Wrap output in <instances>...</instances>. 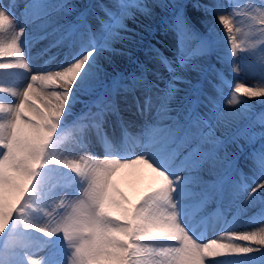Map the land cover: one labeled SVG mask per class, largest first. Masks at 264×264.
<instances>
[{"label":"snow or ice","instance_id":"snow-or-ice-1","mask_svg":"<svg viewBox=\"0 0 264 264\" xmlns=\"http://www.w3.org/2000/svg\"><path fill=\"white\" fill-rule=\"evenodd\" d=\"M189 5L205 16H218L219 24L227 30L233 57L237 48L245 50L237 44L233 20L221 5L210 4L208 0H172L157 4V7L171 9L168 26L176 34L175 61L166 57L161 59L168 79L144 64L138 66L140 75L135 72L128 77L117 74L119 78L131 81L130 85L122 87L131 95L141 114L155 110L154 122L149 126V146L153 150L132 157L109 146L110 152L102 160L83 156L72 158V144L62 151L59 142L69 128L61 132L60 127L75 94L81 89L86 93H100V99L95 102L97 111L91 113L89 110L98 133L107 113L119 115L115 86L118 81H113L109 88L111 73L102 66L99 56L103 49L111 50V41L131 39V35L122 36L120 31L133 33L125 23L133 8L150 16L151 7L129 0H112L111 3L104 0L79 3L26 0L21 13L25 23L19 27L15 15L19 5H13L11 9L0 8V34L13 29L10 39L0 35V58H14L10 61L0 59V70L29 68L23 51L29 23L36 24L41 30L36 39L51 38L50 47L65 41L71 42V48L75 47L67 64L43 74H32L22 91L0 86V94L15 98L14 102H0V234L7 229V234L15 241L11 250L0 253V264H42V259L33 260L29 251L34 247L35 241L30 239L33 232L49 240L60 235L70 250L66 264H206V257L260 251L250 245L233 244L231 240L219 244L215 240L200 243L184 224L185 198L193 194V186L200 182V178L192 173L220 162V148L225 144V141L205 136L201 125L209 120L227 124L239 111L248 108L237 93L264 97V87L247 89L237 84L227 100L230 106L242 105L234 112L218 109L215 101L207 96L203 82L216 69L197 57L209 54L212 43L191 25L186 15ZM236 7L244 9L241 15L246 17L247 32L259 31L258 41L264 44V0H260L259 5L250 0L248 4L239 3ZM70 14L74 17L73 22L61 23ZM257 22L262 26L259 30L255 27ZM235 32L240 33L241 28L236 27ZM188 34L199 40V46L194 50L185 48ZM151 51L158 54L153 46ZM259 52L264 54V47ZM252 55H256L255 50ZM229 62L234 63L233 60ZM256 70L264 84V61ZM177 84L184 87L179 88ZM30 95L34 100H30ZM205 108L208 110L204 111ZM260 124L264 128V117L260 118ZM72 142L78 145L83 140L80 135H75ZM177 144L186 150L179 164L174 163L175 151H170V146ZM251 155L258 165L259 179L264 180V131L260 133V147ZM137 164L146 165L155 173L157 187L136 204L129 205L126 200L113 198L111 178L120 169ZM52 166L68 170L86 185L83 195L68 205L61 201L58 207L65 209L63 214L57 208L48 211L41 206L46 196L45 178L51 173ZM184 172L189 175H182ZM260 189H264V183H257L251 189L248 203L258 198L256 194ZM260 198L264 203V197ZM34 214H42L44 223H35ZM261 222H264V215ZM235 239L264 245V230L236 235ZM214 264H257V259L248 256L246 259L217 260ZM259 264H264V252H260Z\"/></svg>","mask_w":264,"mask_h":264},{"label":"bare ground","instance_id":"bare-ground-1","mask_svg":"<svg viewBox=\"0 0 264 264\" xmlns=\"http://www.w3.org/2000/svg\"><path fill=\"white\" fill-rule=\"evenodd\" d=\"M208 1L221 5L230 15V19L233 20V32L237 38V44L245 50L241 51L240 48H237L236 55L233 57L227 30L219 24L218 17L205 16L191 8L190 5L187 6L186 15L191 25L212 43L211 52L204 56L203 60L214 65L216 71L211 73L208 79L203 82V87L208 97H210V90H216L217 96L211 99L215 101L218 109L229 111L236 107L240 110L242 105L230 106L227 104V100L231 98L237 84L247 89L264 87V84L261 83L260 73L256 70L259 64L264 61V54L259 52L264 44H260L258 41L259 31L247 32V24L244 23L246 17L241 15L244 9L236 7L239 3L248 4L250 0H227L232 5L230 8L238 13L237 17L230 12L227 5L219 0ZM25 2L26 0H0V8L7 6L11 9L13 5H19L15 13L18 27L25 23L21 16L22 6ZM47 2L63 3L65 0H47ZM68 2L79 3L82 0H68ZM104 2L111 3L112 0H104ZM129 2L149 5L151 15L145 16L139 9L133 8L125 21L127 27L133 29V33L120 31V35H131V39L129 41L119 39L111 41L109 45L111 50L103 49L99 56L102 66L111 73L108 81L109 88L111 89L113 86V81H118L115 86L117 87L116 98L119 115L107 113L98 133L95 120L89 114V110L91 113L97 111L95 102L100 99V93H86L84 89L79 90L75 94L76 98L72 101L68 115L60 127L61 132L69 128V132L61 138L59 143L62 151L72 144L74 148L72 158L78 159L83 156L102 160L109 154V146L113 150L121 151L122 154L132 157L153 150L149 146V126L154 122L155 110L141 114L136 109L131 95L126 93L122 87L124 84L130 85L131 81L121 79L117 74L122 73L124 77H128L135 72L140 75L138 66L144 64L153 72L159 71L165 80L168 79L167 69L161 63V59L166 57L168 60L175 61L171 58L174 47L169 49L168 45L171 42L176 44V34L168 26L171 9H164L156 5L161 2L171 3L172 0H129ZM251 2L259 5L260 0H251ZM73 20L74 17L70 14L63 18L61 23H69ZM248 22L251 23V21ZM236 27L241 28L240 33L235 32ZM255 27L259 30L262 26L257 22ZM15 30L18 31V28ZM12 32L13 29H9L0 35L10 39ZM27 33L23 51L29 68L14 71L0 70V86L22 91L32 74H43L45 71L67 64L71 58V53L75 51V47H70V41H65L56 47H50L51 38L36 39L41 34V30L36 24H27ZM253 40L260 46L251 47L247 45ZM192 41L195 42V45L190 50L199 46V40L188 34L184 43L189 44ZM152 46L158 50V54L151 51ZM45 49L48 50L45 51ZM253 50H255L256 55H252ZM126 53L130 55H126ZM0 59L10 61L14 58L6 56ZM229 60H233L234 63H230ZM46 61H48L47 64ZM217 64L221 65L222 68H218ZM234 68L236 71L233 70ZM218 75L223 80L217 78ZM90 85L91 82L88 86ZM161 86L163 87V82ZM177 87L183 88L184 86L177 84ZM137 94L139 95V93ZM237 96L249 105L246 109L256 108L255 114L237 128H233L234 122L237 120L235 116L230 118L227 124L209 120L201 125V130L205 136H208L209 139L225 141V144L220 148V162L214 167L205 166L198 172L192 173V175L200 178V182L193 186V194L185 198L184 224L200 243L207 244L215 240L219 244L231 240L233 244L241 247L250 245L260 249V251L249 254L206 257V264H214L217 260L246 259L248 256L255 257L257 264H259L260 252H264V245L235 239L236 235L251 232L259 233L264 230V222H261L262 215H264V203L260 198L264 197V189H260L259 193L256 194L258 198L254 202H247L251 189L256 187L257 183H264V180L259 179L258 165L251 155L260 147V133L264 131L260 124V118L264 117V103H261L264 101V97H247L239 93ZM14 99L10 94H0V102H14L12 101ZM30 100H34L31 95ZM35 103L39 107H43L38 100H35ZM207 110V108L204 109V111ZM201 115L203 116V112ZM145 118L146 120L142 123ZM205 119L207 120V117ZM75 135H80L83 143L74 144L72 137ZM170 151L176 153L175 164H179L186 155V150L179 144L170 146ZM67 171L52 166L51 173L45 178L44 191L46 196L41 206L46 210L51 211L52 208H57L63 214L65 209L58 207L61 201L68 205L83 195L86 185L78 177L74 178V174ZM182 175L187 176L189 173L184 172ZM253 180L256 182L254 183ZM111 185L113 198L126 200L129 205L136 204L141 197L150 194L157 187L155 173L143 164L120 169L111 178ZM196 192L203 194L198 196L195 194ZM68 210L70 211V208ZM198 213L201 217L189 225L192 216ZM32 219L35 223H44L42 214H34ZM7 233L8 230L6 229L4 234H0V253L11 250L15 243ZM30 239L35 241L34 247L29 249L33 260L40 261L42 259V264H66L67 253L70 256V250L60 235L49 240L41 234L33 232L30 234Z\"/></svg>","mask_w":264,"mask_h":264},{"label":"rangeland","instance_id":"rangeland-1","mask_svg":"<svg viewBox=\"0 0 264 264\" xmlns=\"http://www.w3.org/2000/svg\"><path fill=\"white\" fill-rule=\"evenodd\" d=\"M241 1H243V0H241ZM209 3L211 2V1H208ZM230 10V12L231 13H234V15H235V17H237V14L238 13H236V12H234V10H233V8H230L229 9ZM214 16V15H213ZM214 17H218V16H214ZM195 26L196 27H198L196 24H195ZM261 44V43H260ZM260 44H258L257 42H255L254 40L252 41V43H248L247 45L248 46H254V47H257L258 45L260 46ZM256 45V46H255ZM217 66L219 67V68H222V66L221 65H219V64H217ZM216 77V76H215ZM217 78H219V79H221V80H223L222 78H220V76L218 75L217 76ZM210 98H214L215 96H216V94L215 93H213L212 91H210ZM223 108V107H222ZM221 108V109H222ZM227 108V107H226ZM236 110H238V108H236V107H234L233 108V110L232 109H230V111H236ZM255 110H256V108H254V109H245L244 111H241V114H244L245 112H248L250 115H252L254 112H255ZM240 112V111H239Z\"/></svg>","mask_w":264,"mask_h":264},{"label":"clouds","instance_id":"clouds-1","mask_svg":"<svg viewBox=\"0 0 264 264\" xmlns=\"http://www.w3.org/2000/svg\"><path fill=\"white\" fill-rule=\"evenodd\" d=\"M71 216V212L69 213V217Z\"/></svg>","mask_w":264,"mask_h":264}]
</instances>
